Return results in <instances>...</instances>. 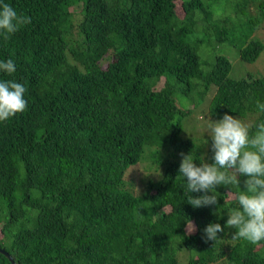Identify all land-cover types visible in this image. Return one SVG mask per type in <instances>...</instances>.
<instances>
[{
    "label": "trees",
    "instance_id": "1",
    "mask_svg": "<svg viewBox=\"0 0 264 264\" xmlns=\"http://www.w3.org/2000/svg\"><path fill=\"white\" fill-rule=\"evenodd\" d=\"M3 2L31 22L0 36V61L16 65L0 81L24 84L28 103L0 122V249L15 264H264V242L226 226L247 177L199 208L188 195L203 193L177 177L181 153L213 163L212 140L179 136L186 104L246 118L252 133L264 122V74L231 78L213 52L230 44L256 60L264 0ZM141 161L155 175L135 191L124 174ZM209 223L224 228L216 241Z\"/></svg>",
    "mask_w": 264,
    "mask_h": 264
},
{
    "label": "clouds",
    "instance_id": "2",
    "mask_svg": "<svg viewBox=\"0 0 264 264\" xmlns=\"http://www.w3.org/2000/svg\"><path fill=\"white\" fill-rule=\"evenodd\" d=\"M30 22L29 16L0 0V36L5 40ZM15 71L12 59L0 61V72L11 75ZM26 91V86L15 80L0 81V122L27 110ZM257 107L264 111V103L258 101ZM255 127L252 133L249 124L228 114L220 120H210L213 163L197 166L191 154L181 153L177 176L182 181L186 178L184 184L188 193H203L197 197L188 195L187 203L194 208L216 205L220 196L217 186L238 187V177L246 176L244 190L232 197L238 207L231 210L226 226L235 229L234 239H243L253 245L264 242V122ZM188 223L190 232L194 231L192 223ZM203 231L206 240L216 241L217 234L224 228L219 223H209Z\"/></svg>",
    "mask_w": 264,
    "mask_h": 264
},
{
    "label": "rangeland",
    "instance_id": "3",
    "mask_svg": "<svg viewBox=\"0 0 264 264\" xmlns=\"http://www.w3.org/2000/svg\"><path fill=\"white\" fill-rule=\"evenodd\" d=\"M264 22V19H263ZM252 37L264 39V28L263 29H256L255 32H252ZM211 45L210 41H206L200 43L196 47V52L201 58L205 57L208 53L207 45ZM236 52L235 47L230 44H218L213 46V52L224 55L228 58L231 64V70L229 72V76L231 78L237 79L240 77H245L247 74L251 75H262L264 74V49L261 51L259 56L256 58L255 61L250 63H245L236 58L234 56V52ZM211 55V54H210ZM237 55V54H236ZM105 62V61H104ZM185 109H189L188 112L185 114L184 119L182 120V128L179 134L181 139H192L196 142L198 141H208L211 140V130H210V120L216 121L220 119L209 117L206 114V109L202 104H186L184 106ZM245 123L247 119L240 118L238 116H234ZM148 164L147 161H141L140 163H136L133 166H130L125 174L124 180L126 182L132 184V189L137 191L142 186V180H146L148 176H154L155 173L152 171V167ZM187 231L191 230V226L187 225Z\"/></svg>",
    "mask_w": 264,
    "mask_h": 264
},
{
    "label": "water",
    "instance_id": "4",
    "mask_svg": "<svg viewBox=\"0 0 264 264\" xmlns=\"http://www.w3.org/2000/svg\"><path fill=\"white\" fill-rule=\"evenodd\" d=\"M0 253L7 258V260L9 261L10 264H15L13 262V260L11 259V257L7 254V252H5L4 250L0 249Z\"/></svg>",
    "mask_w": 264,
    "mask_h": 264
}]
</instances>
